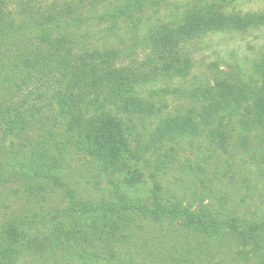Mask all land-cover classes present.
<instances>
[{"label": "trees", "instance_id": "trees-1", "mask_svg": "<svg viewBox=\"0 0 264 264\" xmlns=\"http://www.w3.org/2000/svg\"><path fill=\"white\" fill-rule=\"evenodd\" d=\"M15 1L21 10L16 14L3 8L7 0H0V183L19 182L27 196L40 200L45 199L48 189L60 194L66 206L56 212L45 239L58 232L56 225H62L63 220L73 221L74 240L79 245L82 242L80 247L89 252L87 258L92 262L109 249L113 235L126 229L128 213H141L143 218L157 221L180 217L187 226L212 235L238 233L246 221L234 212H220L224 198L215 196L214 190L223 181L210 167L215 165L217 170L222 166V153L231 140L226 138L231 133L226 124L234 116L242 119L243 141L256 133L250 142L255 148L262 145L263 154L255 169L264 174V67L257 70L259 84H249L232 74L224 76L223 72V77L197 84L177 87L168 82L186 79L193 69L189 41H198L208 31L244 30L264 24V12L232 15L197 8L179 14L169 26L141 33L135 14L155 0H77L78 5L63 1L58 6L44 5L42 12L36 11L38 0ZM84 7L87 10H82ZM124 21L131 31L127 49L115 46ZM94 27L101 29L92 36L89 30ZM139 52L144 54L142 58L137 56ZM159 95L200 104L203 112L158 115L161 111L149 100ZM47 107L53 109L52 114L46 112ZM141 114L153 115L156 120L152 133L156 144L171 145L161 151L156 148L155 160L152 155L145 156L148 150L142 143L132 145L131 126ZM36 115L39 120L33 127L34 137L6 150L3 138L18 135ZM60 128L66 134L58 133ZM182 140H200L211 154L200 155V164L182 166L200 187L198 208L193 212L162 202L156 172L150 174L152 207L133 202L117 188L113 201L82 200L63 182L65 155L72 149L92 157L102 171L125 155L153 168L155 164L164 174L165 158L172 159L176 153L172 146ZM219 173L220 177L230 174L228 168ZM250 177L244 176L243 183H249ZM37 236H26L15 224L0 231V264H17L23 248L38 246ZM55 237L54 242L61 240Z\"/></svg>", "mask_w": 264, "mask_h": 264}, {"label": "rangeland", "instance_id": "rangeland-1", "mask_svg": "<svg viewBox=\"0 0 264 264\" xmlns=\"http://www.w3.org/2000/svg\"><path fill=\"white\" fill-rule=\"evenodd\" d=\"M7 1L3 8H10V12L15 14L21 11L17 1ZM63 1L78 5L77 0H38L36 11L42 12L44 5L50 3L58 6ZM205 7L218 10V13L246 15L264 12V0H155L154 4L135 14V22L139 32H154L159 26H169L181 13ZM82 10H87V7ZM120 27V38L116 40L115 46L126 48L130 45V25L124 21ZM100 29L94 27L89 31L95 36ZM108 38L109 36L105 38L107 42ZM188 44L194 52L191 57L193 69L186 79L168 82L170 86L180 87L197 84L203 79H217L223 77L222 72L225 73L224 76L232 74L249 84L260 83L257 70L261 65L264 67V24L244 30L208 31L198 41H189ZM137 56L142 58L144 54L139 52ZM143 96L149 97L146 92ZM149 101L155 110L161 111L158 115L161 113L176 117L203 112L202 105L188 104L179 97L159 95ZM45 110L52 114L51 107ZM38 120L39 115L30 117L22 132L16 136L6 135L3 138L4 148L11 151L21 140L32 139L35 135L33 127ZM134 120V125L131 126L132 145L135 147L137 143H142L148 150L145 156L152 155V160H155L156 148L161 151L171 147L166 142L156 144L153 139L152 133L156 129L153 115L148 117L141 114ZM240 121L241 117L233 116L227 122L226 126L231 133L226 138L231 137V140L229 147L222 153V166L219 165L217 170L215 165L210 167L217 171V179L219 177L223 181L214 190L215 196L224 198V210L220 208V212H234L240 220L246 221L240 224L238 233L223 231L219 235H212L200 228L187 226L180 217L157 221L145 219L141 213L137 216L128 213L126 229L113 235L111 241V238H107L109 249L102 252L99 259L91 262L87 258L89 252L81 249L82 242L79 245L74 240L77 237L71 230L75 226L73 221L63 220L60 222L62 225H56L58 232L55 231L50 239H45L56 212L66 206L58 192L51 193L45 185L48 194L46 193L44 200H40L27 196L24 185L19 182H1L0 231L15 224L26 236L30 233L38 235V246L23 248L17 264H264V174L255 169V162L260 159L263 150L262 145L255 148L254 143L250 142L253 141L251 136L256 133L242 140L245 131ZM58 133L66 134L63 128ZM172 147L176 153L172 159L166 160L164 157V174L161 172L163 169H157L155 164L153 168L140 159H130L125 155L116 160L112 168L102 171L92 157L76 154L72 149L65 155L63 182L74 188L82 200L113 201L117 188L133 202L152 207L153 183L150 174L156 172L159 173L157 179L161 185L162 202L182 205L193 212L198 208L200 187L194 176L182 166L188 162L200 164V155L211 154L207 147L201 145L200 140L191 143L189 140H182ZM159 156L160 154L157 156L158 160ZM221 168L223 172L228 168L230 174L220 177ZM249 174V183H243V177H248ZM204 202L207 204L206 199ZM210 209L212 210L211 207ZM219 217L223 218V215ZM54 236L61 240L54 242Z\"/></svg>", "mask_w": 264, "mask_h": 264}]
</instances>
